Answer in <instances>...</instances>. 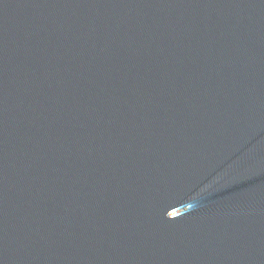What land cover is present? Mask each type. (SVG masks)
Wrapping results in <instances>:
<instances>
[{
  "label": "water",
  "instance_id": "95a60500",
  "mask_svg": "<svg viewBox=\"0 0 264 264\" xmlns=\"http://www.w3.org/2000/svg\"><path fill=\"white\" fill-rule=\"evenodd\" d=\"M0 264H264V0H0Z\"/></svg>",
  "mask_w": 264,
  "mask_h": 264
}]
</instances>
